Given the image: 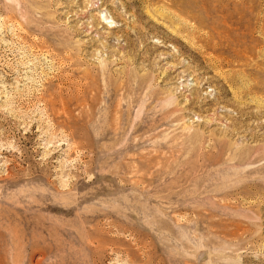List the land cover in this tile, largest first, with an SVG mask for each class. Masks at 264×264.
Masks as SVG:
<instances>
[{"label": "rangeland", "instance_id": "rangeland-1", "mask_svg": "<svg viewBox=\"0 0 264 264\" xmlns=\"http://www.w3.org/2000/svg\"><path fill=\"white\" fill-rule=\"evenodd\" d=\"M0 264H264V0H0Z\"/></svg>", "mask_w": 264, "mask_h": 264}]
</instances>
